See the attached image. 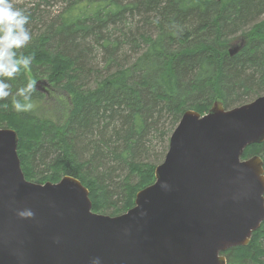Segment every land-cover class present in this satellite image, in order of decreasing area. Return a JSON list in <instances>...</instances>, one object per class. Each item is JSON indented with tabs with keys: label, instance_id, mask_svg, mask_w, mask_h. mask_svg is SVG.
I'll list each match as a JSON object with an SVG mask.
<instances>
[{
	"label": "trees",
	"instance_id": "1",
	"mask_svg": "<svg viewBox=\"0 0 264 264\" xmlns=\"http://www.w3.org/2000/svg\"><path fill=\"white\" fill-rule=\"evenodd\" d=\"M55 2L61 9L53 13L47 8ZM14 7L29 16L31 35L18 56L31 58L32 77L60 89L42 86L50 103L35 88L30 112H16L12 97L0 100V126L18 134L27 180L76 177L94 212L117 215L133 205L185 110L203 114L215 100L231 108L264 93V0H31ZM236 41L240 48L229 54ZM29 81L21 68L6 82L15 94ZM250 153L264 160V141L242 157ZM223 255L227 264H264V220L248 244Z\"/></svg>",
	"mask_w": 264,
	"mask_h": 264
},
{
	"label": "water",
	"instance_id": "2",
	"mask_svg": "<svg viewBox=\"0 0 264 264\" xmlns=\"http://www.w3.org/2000/svg\"><path fill=\"white\" fill-rule=\"evenodd\" d=\"M18 139L0 127V264H227L222 252L248 244L264 220V160L242 157L264 141V93L185 110L153 182L117 215L94 212L76 177L27 180Z\"/></svg>",
	"mask_w": 264,
	"mask_h": 264
},
{
	"label": "clouds",
	"instance_id": "3",
	"mask_svg": "<svg viewBox=\"0 0 264 264\" xmlns=\"http://www.w3.org/2000/svg\"><path fill=\"white\" fill-rule=\"evenodd\" d=\"M29 16L24 10L14 7L10 0H0V100H8L12 97V104L16 112H30L34 105L31 102L35 92V84L29 81L26 86L11 92V85L6 81L15 79L21 72V68L28 69L32 63L31 58L22 53L18 56V50L24 49L31 41V35L26 25ZM23 103H21V99ZM20 215H32L30 212H22ZM92 264H100L99 258H95Z\"/></svg>",
	"mask_w": 264,
	"mask_h": 264
},
{
	"label": "rangeland",
	"instance_id": "4",
	"mask_svg": "<svg viewBox=\"0 0 264 264\" xmlns=\"http://www.w3.org/2000/svg\"><path fill=\"white\" fill-rule=\"evenodd\" d=\"M11 1V3L13 4V5H15V4H20V5H22V4H24V3H26V2H30L31 0H10ZM48 10H51V12H53V13H55L57 10L59 11L60 9H61V4L59 3V2H55V3H53V5L52 6H50V7H48L47 8ZM261 19H264V15L260 18V20ZM238 41H236V42H234L233 43V45H237L236 43H237ZM98 60V62L100 61L99 60V58L97 59ZM24 71H25V74H26V76L28 77V79L29 80H32V82L34 83V84H36V82H37V79H45L46 80V77H44V76H40V77H38V78H35V77H32V74L30 73V71L28 70V69H24ZM47 81H48V79H47ZM50 83V84H49ZM49 85H51V87H52V89L53 90H58L59 91V89H60V87H58L57 85H54L53 83H51L50 81H49ZM91 84V83H90ZM91 86H93V85H91ZM50 87V88H51ZM39 90L41 91V92H43L44 93V95L46 96V99H49V101H50V103L51 102H53L54 101V99H53V96L51 95V94H49L48 92H49V88H48V92L47 91H45L46 89H44V87H39ZM263 93V92H262ZM261 93V94H262ZM255 98V96H253L252 98H248L249 100L247 101V102H249V101H251V100H253ZM246 101V100H245ZM246 103V102H245ZM55 114H57V112H55ZM0 127H8V128H11L9 125L8 126H5L4 124H3V126H0ZM13 129V128H12ZM25 130V129H24ZM161 146H159L158 147V154H157V158H154V162H155V164L157 165V164H159L162 160H163V157H164V154H165V147H166V145H167V147H168V144H167V142H165L164 144H160ZM164 146V147H163ZM251 155H253L252 153H250L247 157H249V156H251ZM246 157V158H247ZM32 181H34V180H32Z\"/></svg>",
	"mask_w": 264,
	"mask_h": 264
},
{
	"label": "bare ground",
	"instance_id": "5",
	"mask_svg": "<svg viewBox=\"0 0 264 264\" xmlns=\"http://www.w3.org/2000/svg\"><path fill=\"white\" fill-rule=\"evenodd\" d=\"M40 48H41V47H40ZM41 63H42V62H41ZM225 251H226V250H225ZM225 251H224V252H225ZM222 254H223V252H222Z\"/></svg>",
	"mask_w": 264,
	"mask_h": 264
}]
</instances>
